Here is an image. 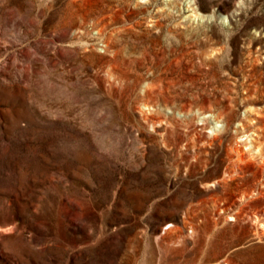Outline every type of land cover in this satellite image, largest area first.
Returning a JSON list of instances; mask_svg holds the SVG:
<instances>
[{
	"label": "rangeland",
	"instance_id": "374dc122",
	"mask_svg": "<svg viewBox=\"0 0 264 264\" xmlns=\"http://www.w3.org/2000/svg\"><path fill=\"white\" fill-rule=\"evenodd\" d=\"M0 264H264V0H0Z\"/></svg>",
	"mask_w": 264,
	"mask_h": 264
},
{
	"label": "bare ground",
	"instance_id": "6f19581e",
	"mask_svg": "<svg viewBox=\"0 0 264 264\" xmlns=\"http://www.w3.org/2000/svg\"><path fill=\"white\" fill-rule=\"evenodd\" d=\"M256 149H258V148H256ZM262 226V225H261Z\"/></svg>",
	"mask_w": 264,
	"mask_h": 264
}]
</instances>
